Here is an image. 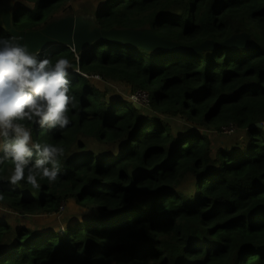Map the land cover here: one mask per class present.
Segmentation results:
<instances>
[{
    "label": "trees",
    "instance_id": "1",
    "mask_svg": "<svg viewBox=\"0 0 264 264\" xmlns=\"http://www.w3.org/2000/svg\"><path fill=\"white\" fill-rule=\"evenodd\" d=\"M26 1L34 9L14 6L19 31L77 8L75 0ZM93 24L151 30L185 51L108 39L40 54L69 61L77 106L63 131L22 123L33 140L64 149L61 171L53 183L38 177V188L13 185L5 162L0 207L58 215L76 201L94 214L62 234L13 232L0 220V264H264V0H103ZM242 33L252 47L196 49ZM0 36H12L1 16ZM96 77L154 91L143 108L111 103Z\"/></svg>",
    "mask_w": 264,
    "mask_h": 264
},
{
    "label": "clouds",
    "instance_id": "2",
    "mask_svg": "<svg viewBox=\"0 0 264 264\" xmlns=\"http://www.w3.org/2000/svg\"><path fill=\"white\" fill-rule=\"evenodd\" d=\"M69 61L40 58L18 36H0V165H14L9 181H25L38 188V177L57 180L64 149L33 140L23 121L45 130H65L70 125L69 107L77 101L70 95Z\"/></svg>",
    "mask_w": 264,
    "mask_h": 264
},
{
    "label": "water",
    "instance_id": "3",
    "mask_svg": "<svg viewBox=\"0 0 264 264\" xmlns=\"http://www.w3.org/2000/svg\"><path fill=\"white\" fill-rule=\"evenodd\" d=\"M0 16L3 21L4 28L13 36L21 38L32 52L40 54L50 50L54 45L60 44L69 46L74 50H83L89 47L92 43L100 40L119 41L121 38L126 39L146 50L161 52L164 50H177L184 52L185 48L178 43L165 40L155 34L151 30H111L103 31L96 27L89 29L88 25L79 23L77 17L66 16L61 19H55L41 29H27L19 31L14 27V11L8 6V2H0ZM111 36V37H110ZM242 43H247L248 47L253 46V42L246 33H242L236 37L227 40L225 43L217 44L208 42L207 44L197 47L196 49L203 50L207 48H216L221 45L227 47H244ZM128 100H130L128 98ZM136 107L141 108V105L135 103ZM261 126V125H259Z\"/></svg>",
    "mask_w": 264,
    "mask_h": 264
},
{
    "label": "rangeland",
    "instance_id": "4",
    "mask_svg": "<svg viewBox=\"0 0 264 264\" xmlns=\"http://www.w3.org/2000/svg\"><path fill=\"white\" fill-rule=\"evenodd\" d=\"M102 1L103 0H96L95 2H93V0H91L88 3L87 0H75V1H73L72 5L73 4L76 5L77 8L75 9V6L73 5L74 6V13H73L74 15L69 14V16L77 17L80 24H82V22L86 21L84 18L80 17V14L82 12L84 15L87 14L86 15L87 18L94 19V14H93V12L95 11L94 7L97 8V6L99 4H101ZM3 2L4 3L8 2V6L10 8H12L13 11H14V6L16 5V3L18 5L24 4L26 7H29V8L31 7V9H34V6H35L34 3L31 2V4H29L26 0H23V1H15L14 0V2L12 0H3ZM64 15H66V14H63V17H66ZM85 25H88L89 29L93 28V22L92 21H86ZM120 40L126 41L127 43H130V44H134V43H132L126 39H123V38H121ZM94 43H92V44H94ZM200 51H202V50H200ZM93 82L103 92L105 97L111 103L117 102L121 99L128 100V98H129L130 100H128V101H131L135 105V103H137V102L135 100L131 99L132 95L141 91V92H143L144 98L147 101V100H150L149 93L154 91L153 88H150V90H148V89L145 90L144 88H141V89H138L137 91H135L134 93H132L131 92L132 89L130 86L126 85V87L125 86L123 87L121 82H108V81H105L104 79H102L100 77H96L93 80ZM139 105H141V104H139ZM141 108H143L142 105H141ZM235 131H236V129L233 126L231 132L226 134L227 135V142L228 141H231V142L234 141L233 135H235L234 134ZM216 141H218V140L216 139ZM93 214H94V211L92 209L79 206L76 201H72L68 204H65V206L61 210V213L58 215L41 214V215H35V216H23V215H19L17 212H15L14 210H12V209L4 206V205H2L0 207V220L10 223V225L12 226L13 232L19 231L21 229V227H26V228L32 229L33 231H35L37 233L57 232V233L62 234L66 231V229L68 227L74 226L80 222L87 221Z\"/></svg>",
    "mask_w": 264,
    "mask_h": 264
},
{
    "label": "built area",
    "instance_id": "5",
    "mask_svg": "<svg viewBox=\"0 0 264 264\" xmlns=\"http://www.w3.org/2000/svg\"><path fill=\"white\" fill-rule=\"evenodd\" d=\"M131 99L135 100L137 103H139L141 105H146V104H148L150 102L149 100L146 101V99L144 98V94L141 91H139V92L135 93L134 95H132ZM232 128H233V126L226 127L225 128V134L230 133ZM64 206H65V204H63L61 206V210L63 209Z\"/></svg>",
    "mask_w": 264,
    "mask_h": 264
},
{
    "label": "crops",
    "instance_id": "6",
    "mask_svg": "<svg viewBox=\"0 0 264 264\" xmlns=\"http://www.w3.org/2000/svg\"><path fill=\"white\" fill-rule=\"evenodd\" d=\"M87 2L89 3L90 1H87ZM94 10H95V7H94ZM89 11H90V10H89ZM93 14H94V17H95V11L93 12ZM86 15H87V14H86ZM86 15H84L83 12H82V13L80 14V17H81V18H84L85 20H88V21H92V22H93L94 19H89V18L86 17ZM85 22H86V21H85ZM95 28H96V27H95L94 24H93V28H92V29H95Z\"/></svg>",
    "mask_w": 264,
    "mask_h": 264
},
{
    "label": "flooded vegetation",
    "instance_id": "7",
    "mask_svg": "<svg viewBox=\"0 0 264 264\" xmlns=\"http://www.w3.org/2000/svg\"><path fill=\"white\" fill-rule=\"evenodd\" d=\"M86 21H88V20H86ZM82 25H84V23L82 22Z\"/></svg>",
    "mask_w": 264,
    "mask_h": 264
},
{
    "label": "bare ground",
    "instance_id": "8",
    "mask_svg": "<svg viewBox=\"0 0 264 264\" xmlns=\"http://www.w3.org/2000/svg\"><path fill=\"white\" fill-rule=\"evenodd\" d=\"M193 198V197H192Z\"/></svg>",
    "mask_w": 264,
    "mask_h": 264
}]
</instances>
